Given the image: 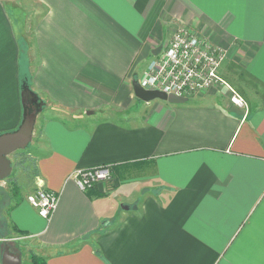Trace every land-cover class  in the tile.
<instances>
[{
	"label": "crops",
	"instance_id": "0c3cea01",
	"mask_svg": "<svg viewBox=\"0 0 264 264\" xmlns=\"http://www.w3.org/2000/svg\"><path fill=\"white\" fill-rule=\"evenodd\" d=\"M28 5L24 18L0 0V134L21 124L24 85L47 106L31 172L0 183V264L6 249L47 264H264V0ZM181 21L226 50L219 72L248 108L224 87L182 103L135 95ZM103 164L112 179L90 189L71 177ZM40 187L58 193L50 219L26 198Z\"/></svg>",
	"mask_w": 264,
	"mask_h": 264
},
{
	"label": "built area",
	"instance_id": "2783aa9c",
	"mask_svg": "<svg viewBox=\"0 0 264 264\" xmlns=\"http://www.w3.org/2000/svg\"><path fill=\"white\" fill-rule=\"evenodd\" d=\"M226 55L224 48L181 21L160 52L144 67L138 80L144 88L188 98L205 89L224 87L234 105L248 108L246 97L219 72ZM71 177L80 189L87 190L99 182L111 180L112 170L109 164L78 168ZM26 198L40 215L50 219L57 206L58 193L40 187Z\"/></svg>",
	"mask_w": 264,
	"mask_h": 264
},
{
	"label": "water",
	"instance_id": "95a60500",
	"mask_svg": "<svg viewBox=\"0 0 264 264\" xmlns=\"http://www.w3.org/2000/svg\"><path fill=\"white\" fill-rule=\"evenodd\" d=\"M161 48L162 46H158L153 50V53L158 54ZM132 86L135 95L146 102L162 99L171 103H182L189 99L186 96L167 93L160 89L144 88L137 78L132 80ZM23 99H25V94ZM36 117L37 113L35 111L28 112L17 129L0 134V183L12 172V152L26 147L31 141ZM2 264H22V259L19 255L6 249L2 254Z\"/></svg>",
	"mask_w": 264,
	"mask_h": 264
},
{
	"label": "rangeland",
	"instance_id": "374dc122",
	"mask_svg": "<svg viewBox=\"0 0 264 264\" xmlns=\"http://www.w3.org/2000/svg\"><path fill=\"white\" fill-rule=\"evenodd\" d=\"M12 1H15L16 3H19L20 4V6H19V9L20 10H18V11H19L20 15H22V17L26 18L28 16V11H29L28 0H12ZM24 46H25V44H24ZM24 52H25V49L23 47L22 48L23 59H24V56H25ZM231 69L232 70H235V69L237 70V68L234 67V66ZM143 70H144V68L141 67V69H138L136 71V74L135 75H136L137 79L141 77ZM240 76H241V78L243 80L244 77H242V75H240ZM246 82L247 81L244 80L243 81V84H248ZM21 94H22L21 97L23 98V96H24L25 93L22 92V89H21ZM247 95L249 96V99H250L251 102H255V95L253 93H250V91L247 90ZM151 101H153V100H151ZM154 101H161V102H165L166 103V100H162V99L161 100L160 99H156ZM46 106H47V103L45 104V107ZM35 110H38L39 111V109H36L35 106H34V108H33L32 111H35ZM29 112H31V111H29ZM22 120H21V122H22ZM33 140H34V138H33ZM33 140L30 141L29 144L26 147L21 148V149H17L14 152H12L11 159H12V165H13V168L14 169H13L12 173L10 174L11 177H13L14 174H15V176H17V174H21V172H24L23 174H25V176H27V175H29V172H31L29 170L31 168H33V166L35 164V158H34L35 149H34V147L32 145ZM112 176H113V171H112ZM11 181H13V178H12ZM16 182H17V180H16ZM7 183H9L10 185H12V183L9 180L7 181ZM7 183H5V184H7ZM17 185H18V182H17ZM10 187L13 188V186H10ZM21 259L24 262V264H29V261H28V258L26 256V254L23 253V255L21 256Z\"/></svg>",
	"mask_w": 264,
	"mask_h": 264
},
{
	"label": "trees",
	"instance_id": "16d2710c",
	"mask_svg": "<svg viewBox=\"0 0 264 264\" xmlns=\"http://www.w3.org/2000/svg\"><path fill=\"white\" fill-rule=\"evenodd\" d=\"M23 92L25 93V99H24V102H23L24 115L26 113H28L29 111H32L34 106H35L36 109H39V110H41L42 108L45 107L46 103L42 100V98L40 96H38L37 94L33 93L27 87V85H24ZM36 111H38V110H36ZM13 169L14 168H12V171H13ZM112 171H113V169H112ZM10 174L7 177V179L12 184H16L17 185V182H16L17 179H16L15 174L13 175V177H11ZM12 178H13V181H11ZM29 261H30L29 264H47L46 258L43 257L42 255L37 254V253H31Z\"/></svg>",
	"mask_w": 264,
	"mask_h": 264
}]
</instances>
